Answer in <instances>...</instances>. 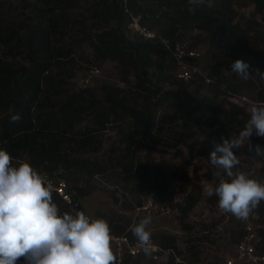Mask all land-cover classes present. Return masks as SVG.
Instances as JSON below:
<instances>
[{"label": "trees", "instance_id": "trees-1", "mask_svg": "<svg viewBox=\"0 0 264 264\" xmlns=\"http://www.w3.org/2000/svg\"><path fill=\"white\" fill-rule=\"evenodd\" d=\"M211 1L216 2L217 8L209 6V0H205L190 12L188 0H20L24 15L22 21L9 23L0 13V149L11 154L14 164L26 161L39 173L63 179L78 198L90 194L93 187L87 183L91 177L104 171L103 166H121L120 172L111 179L122 189L113 187V192L119 194L113 197V201L120 203L126 191H135L140 194L135 205L150 198L154 203L169 205L171 216L172 207H177L179 224L189 231L184 221L190 208L198 202V193H185L181 197L183 204L181 200L172 204L174 191L166 188L165 179L154 182L147 173L139 172L143 166H134L132 156L138 147L132 146V139L146 135L150 143L144 148L157 150L155 143H163V137L158 136L162 123L169 124L170 117L156 125L154 109L165 102L177 105L190 86H195L191 100L197 105L195 97L201 89L203 77L186 82L175 79V65L159 40L167 39L170 45H184L183 32L189 29L209 38L224 35L239 40L230 51L213 54L211 70L206 73L209 80L206 85L212 84L217 93L212 99L202 97L198 105L213 112L214 120L221 118L225 123L243 126L249 118V109L235 106L227 98L244 95L264 104V79L255 71L258 69L264 73V52L255 44L244 43L245 31L232 23L230 0ZM246 1L264 17V0ZM80 2L88 3L85 4L86 14L82 19H69V12ZM131 17H137L138 25L153 32L155 37L145 39L130 34L125 27ZM70 32L78 34L81 39L76 41L75 37H70ZM83 42L89 46L95 60L116 63L123 81L131 76L132 87L122 90L117 86H101L100 97L84 86L74 92L64 89V80L72 75L74 50ZM261 43H264V38ZM237 59L249 64L250 76L236 84L227 81L224 72H232L230 65ZM235 75L233 73L232 76ZM242 88L257 92L245 95L239 92ZM15 115L20 119L13 122ZM85 120H90L92 126L80 127ZM126 120L130 125L123 131L120 123ZM113 125L119 134V143L123 142L121 150H109L106 159L101 155L100 161L85 160L84 155L100 151L99 131ZM222 138L227 139L224 132L215 130L205 135L201 145H185L188 156L184 165L191 167V172L196 174L201 168L193 159L198 158L206 169L202 176L207 180L213 179L216 169L208 157L214 150V144L221 143ZM251 145L252 150L245 146L241 147V152L252 156L256 153L254 146L264 145V138L253 136ZM173 154L177 156L179 151L174 150ZM134 180L136 186L132 184ZM78 182L85 183V186L77 187L75 183ZM53 199L62 211L60 200L54 193ZM263 220L264 202H261L247 220L239 221L238 229L225 232V240L235 244L243 236L244 226L256 223L254 225L257 226L252 225V228L261 240L259 252H264ZM108 224L115 235L124 234L128 229L126 222L109 221ZM126 235L130 239L134 237L130 228ZM191 238L185 241V249L181 251L171 236L157 234L152 237L162 249H171L179 258L177 263L170 259L165 264H185V261L186 264H199L197 246L202 243L213 245L214 240L208 233ZM139 262L138 258H126L122 264Z\"/></svg>", "mask_w": 264, "mask_h": 264}, {"label": "rangeland", "instance_id": "rangeland-1", "mask_svg": "<svg viewBox=\"0 0 264 264\" xmlns=\"http://www.w3.org/2000/svg\"><path fill=\"white\" fill-rule=\"evenodd\" d=\"M230 1L229 6L231 12H229L231 13L232 23L238 25L239 30L245 31L246 38L244 39V43L255 44L258 49L264 52V43H261L264 38V17L262 18L260 14L256 13L252 4L246 0ZM85 4L87 5L88 3L80 2L69 12L68 18L72 19L76 17L82 19L86 14ZM211 6L217 8L216 2L211 1ZM22 7L23 5L20 0H0V13L3 14L2 17L8 20L9 23L23 20L24 15L22 13ZM71 36L75 37L74 39L76 41L81 39L78 34L73 32H70V37ZM238 41L237 38L235 39L224 35L209 38L197 30L189 29L183 32L182 43L189 49H194L200 53V60L196 65L202 78L211 70L213 54H222L230 51L237 45ZM74 51L75 53L72 55L74 63L72 75L64 80L63 88L67 91L74 92L84 86L92 89L96 97H100L101 86H117L122 90H127L132 87L133 78L131 76L123 81L121 70L117 64L109 60H95L89 46L84 42L76 47ZM91 69H97L98 73L90 75L89 72ZM224 73L225 79L229 82L237 84L243 80L237 75L232 76V72L226 71ZM205 78H207V76ZM194 90L195 86L187 87L185 90L186 95L181 97L177 105L165 102L161 107H156L154 109V118L157 122L156 125H160V121H163L166 117H170V123H162L163 126L158 134V136L163 137L162 141L164 144L155 143L157 150H146L144 145H149V137L146 135L137 136L132 139V146L138 147L136 150L134 149L135 152L132 157L134 166L137 168L143 166V169L139 170V172L143 171L145 175L147 173L149 179L152 178L154 182H160L165 179L166 188L168 190L173 189L174 191L171 200L176 199L177 202L181 200L180 202L183 204V198L181 197L188 192L192 193V195L198 193L199 197L198 202L190 208L187 218L184 221L190 228L189 231L181 228L178 218V208L172 207V216L166 219L152 218V222L148 226L151 237L157 234L171 236L175 240L174 242L177 249L184 251L186 240L192 239L191 237H200L208 233L210 238H213L214 244L202 243L197 246L198 261L199 264H217L221 261L222 257L227 254H232V245L225 240V232L232 228L238 229L240 220L231 214L221 212L218 207L217 197L207 196L204 189L209 185L216 186L218 180L215 177L211 180H207L202 176V173H204L206 169L204 164L198 161V158L193 159V162L196 165H200L201 168L196 174L191 172V167H186L184 165V160H186L188 156L185 145L194 143L195 146H199L202 144L205 135L215 130H222L227 139L230 137L234 138L244 125L237 126L228 124L222 121L223 119L221 118L214 120L213 112L205 111L198 105L202 97L212 99L216 96L215 94L217 92L212 84L206 85L204 81L201 83V89L197 94L198 96L196 95L195 97L197 105H194L193 103L196 102L191 100L194 97ZM239 92L250 95L256 93L257 90L242 88ZM217 96H219V94ZM217 102L219 101L217 100ZM198 106L200 108H198ZM129 125L130 122L127 120L120 123L123 131H126ZM82 126L87 127L92 125L90 120H85L80 124V127ZM115 128L116 126L113 125L99 131L98 138L101 140L100 151L98 154L89 153L84 155L83 157L85 160L89 162L100 161L102 157L106 159L109 150H121L123 142L119 143L120 137ZM175 141L179 142L174 144ZM260 148L264 150V145H261ZM158 149L165 151V153H162ZM174 150L179 151L177 156L173 154ZM234 151L240 163L233 171L244 172L250 178L256 180L260 179L261 182H264L259 175V169L263 159L262 156L257 155V153H254L252 156L245 155L241 152V148ZM103 169L104 171L100 175H95L90 178L87 185L94 189H91L88 196L79 197L80 205L83 211L91 216V218H101L107 222L116 221V223L120 224L126 222L128 223L127 228L131 229L135 223H138L144 218L135 216L133 213V208L136 206L135 201L139 198L140 194L135 191H126L120 203L113 201V197L119 196L117 192H113V187L116 186L118 189H122L120 188V184L114 183L111 179L120 172L121 166L113 165L107 168L106 165L103 166ZM68 184L71 187V184ZM75 184L77 187L85 186L83 182ZM132 184L136 186V181L134 180ZM151 193H154V191ZM177 202L174 204H178ZM248 224L252 227V225L256 223ZM254 226L256 227L257 225ZM186 262L187 261H185V264ZM139 264L150 263L141 261Z\"/></svg>", "mask_w": 264, "mask_h": 264}, {"label": "clouds", "instance_id": "clouds-1", "mask_svg": "<svg viewBox=\"0 0 264 264\" xmlns=\"http://www.w3.org/2000/svg\"><path fill=\"white\" fill-rule=\"evenodd\" d=\"M204 2L188 0V10ZM230 67L238 77L249 78L245 60L237 59ZM255 71L264 79V73ZM249 111V118L234 138H222L221 143L214 144L208 160L216 169L213 176L218 184L204 189L208 197L218 198L221 212L239 220H247L264 202V182L233 171L240 163L234 150L245 146L252 150L251 138H264V105L253 104ZM19 119V115L12 117L13 122ZM254 147L264 158V150L259 145ZM54 192L53 184L29 162L14 164L11 154L0 149V264H117L108 222L83 211H61L53 199ZM151 222V216H145L130 229L147 255L151 254Z\"/></svg>", "mask_w": 264, "mask_h": 264}, {"label": "built area", "instance_id": "built-area-1", "mask_svg": "<svg viewBox=\"0 0 264 264\" xmlns=\"http://www.w3.org/2000/svg\"><path fill=\"white\" fill-rule=\"evenodd\" d=\"M125 29L132 35H138L145 39H153L154 33L148 31L144 27L138 25V18L131 17L126 24ZM162 47L167 53L168 58L175 65L174 78L181 81H189L195 77H201V73L197 68L195 60L200 58V53L194 50H188L184 45L174 43L170 45L167 39H159ZM97 69H91L89 74H97ZM203 81L208 83L209 80L203 77ZM231 103L238 107H246L250 110L253 104L256 103L244 95H233L227 98ZM260 176L264 178V158L261 161L259 169ZM45 180L50 181L54 188V194L59 198L62 211H71L75 214L76 211H83L80 205V199L75 196L63 179H54L48 177L44 173H40ZM172 203H176V199H172ZM84 212V211H83ZM88 215L86 212H84ZM133 213L138 217L151 216V218L166 219L171 216L172 211L169 205H161L154 203L150 198L145 199L133 208ZM89 216V215H88ZM91 217V216H89ZM124 234L113 236L112 249L117 256V264H122L124 259H141L149 263L165 264L168 258L174 262H179L171 249H162L155 241L150 239L151 254L147 255L143 251V246L135 237L131 239ZM260 238L255 234L253 228L246 224L244 226L243 236L232 245V254H227L222 257L217 264H264V252H259Z\"/></svg>", "mask_w": 264, "mask_h": 264}, {"label": "crops", "instance_id": "crops-1", "mask_svg": "<svg viewBox=\"0 0 264 264\" xmlns=\"http://www.w3.org/2000/svg\"><path fill=\"white\" fill-rule=\"evenodd\" d=\"M138 260H139L140 262H141V261H146V260H141V259H138ZM169 260H170V258H168L167 261H169ZM167 261H166V262H167ZM166 262H165V263H166Z\"/></svg>", "mask_w": 264, "mask_h": 264}]
</instances>
